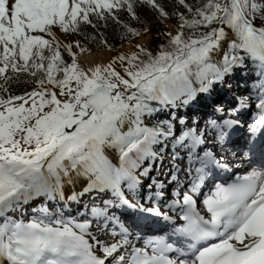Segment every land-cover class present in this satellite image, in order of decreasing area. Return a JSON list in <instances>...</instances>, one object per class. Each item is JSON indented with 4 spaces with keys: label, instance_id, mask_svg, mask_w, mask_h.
I'll return each mask as SVG.
<instances>
[{
    "label": "snow or ice",
    "instance_id": "6c2138e0",
    "mask_svg": "<svg viewBox=\"0 0 264 264\" xmlns=\"http://www.w3.org/2000/svg\"><path fill=\"white\" fill-rule=\"evenodd\" d=\"M0 264H264V0H0Z\"/></svg>",
    "mask_w": 264,
    "mask_h": 264
},
{
    "label": "trees",
    "instance_id": "16d2710c",
    "mask_svg": "<svg viewBox=\"0 0 264 264\" xmlns=\"http://www.w3.org/2000/svg\"><path fill=\"white\" fill-rule=\"evenodd\" d=\"M145 14L148 15L149 13L147 12V10H145ZM102 31H104L108 37L109 43H112L116 46V49H120L122 46L126 45L127 43H124L123 45L121 44V41L119 40L118 37H115L114 32H113V26H109L107 29H101ZM160 28L157 27H153V34H155L156 32L160 31ZM94 47V51H108V50H99L96 49L95 46ZM236 84H239L240 87L242 86H246L245 82L243 80H238L236 82H234V87ZM244 91V87L240 88L237 92H243Z\"/></svg>",
    "mask_w": 264,
    "mask_h": 264
},
{
    "label": "bare ground",
    "instance_id": "6f19581e",
    "mask_svg": "<svg viewBox=\"0 0 264 264\" xmlns=\"http://www.w3.org/2000/svg\"><path fill=\"white\" fill-rule=\"evenodd\" d=\"M145 42H147V41H145ZM123 49L129 50V45H126ZM111 56H113V54H111L110 52H94V53L88 54L87 57H82L81 59L83 60L85 58H87V59H93L94 58L96 60H104V61H107ZM167 160L168 159L165 158L164 161H167Z\"/></svg>",
    "mask_w": 264,
    "mask_h": 264
},
{
    "label": "rangeland",
    "instance_id": "374dc122",
    "mask_svg": "<svg viewBox=\"0 0 264 264\" xmlns=\"http://www.w3.org/2000/svg\"><path fill=\"white\" fill-rule=\"evenodd\" d=\"M169 23H171V22H169ZM126 45H128V44H126ZM126 45L122 46L120 49H117V50H122ZM123 51H128V50L123 49ZM110 53L113 54V55H115V52H110ZM167 159H168V158H167ZM167 162L170 163V162H169V159L167 160ZM154 175H157V173H154Z\"/></svg>",
    "mask_w": 264,
    "mask_h": 264
},
{
    "label": "water",
    "instance_id": "95a60500",
    "mask_svg": "<svg viewBox=\"0 0 264 264\" xmlns=\"http://www.w3.org/2000/svg\"><path fill=\"white\" fill-rule=\"evenodd\" d=\"M94 53V52H93Z\"/></svg>",
    "mask_w": 264,
    "mask_h": 264
}]
</instances>
